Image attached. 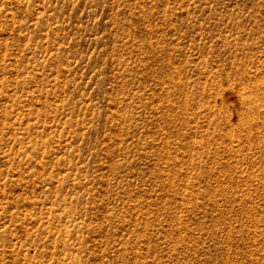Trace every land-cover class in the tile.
<instances>
[{
	"label": "rangeland",
	"instance_id": "1",
	"mask_svg": "<svg viewBox=\"0 0 264 264\" xmlns=\"http://www.w3.org/2000/svg\"><path fill=\"white\" fill-rule=\"evenodd\" d=\"M0 264H264V0H0Z\"/></svg>",
	"mask_w": 264,
	"mask_h": 264
}]
</instances>
